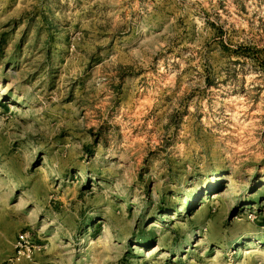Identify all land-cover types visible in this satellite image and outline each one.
<instances>
[{
    "label": "rangeland",
    "instance_id": "rangeland-1",
    "mask_svg": "<svg viewBox=\"0 0 264 264\" xmlns=\"http://www.w3.org/2000/svg\"><path fill=\"white\" fill-rule=\"evenodd\" d=\"M0 199L52 264H264V0H0Z\"/></svg>",
    "mask_w": 264,
    "mask_h": 264
},
{
    "label": "crops",
    "instance_id": "crops-1",
    "mask_svg": "<svg viewBox=\"0 0 264 264\" xmlns=\"http://www.w3.org/2000/svg\"><path fill=\"white\" fill-rule=\"evenodd\" d=\"M27 223H24L19 212L12 207L9 201L0 199V264H52L53 257L57 256L51 252L53 246L45 243L40 235H31ZM23 231H28L23 233ZM21 234L33 243L41 245L35 249L32 260L22 257L20 260H14L16 252V242ZM58 253V252H56ZM62 264L61 258L57 260Z\"/></svg>",
    "mask_w": 264,
    "mask_h": 264
},
{
    "label": "built area",
    "instance_id": "built-area-1",
    "mask_svg": "<svg viewBox=\"0 0 264 264\" xmlns=\"http://www.w3.org/2000/svg\"><path fill=\"white\" fill-rule=\"evenodd\" d=\"M36 246L25 238L24 234H21L16 242V252L14 260H20L22 257H26L32 260Z\"/></svg>",
    "mask_w": 264,
    "mask_h": 264
}]
</instances>
